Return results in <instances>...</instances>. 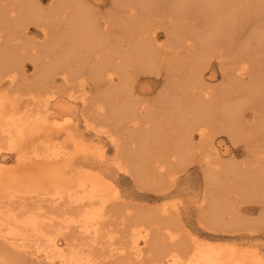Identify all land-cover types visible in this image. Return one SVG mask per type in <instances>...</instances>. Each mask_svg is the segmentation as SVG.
<instances>
[{"label":"bare ground","instance_id":"obj_1","mask_svg":"<svg viewBox=\"0 0 264 264\" xmlns=\"http://www.w3.org/2000/svg\"><path fill=\"white\" fill-rule=\"evenodd\" d=\"M108 1L0 0V146L21 164L27 138L40 140L34 175L0 161V264H264L246 247L183 239L178 212L120 208L111 181L52 146L106 142L102 161L154 190L201 154L202 221L252 232L235 204L252 198L264 227V0ZM219 146L247 162L235 168Z\"/></svg>","mask_w":264,"mask_h":264},{"label":"rangeland","instance_id":"obj_2","mask_svg":"<svg viewBox=\"0 0 264 264\" xmlns=\"http://www.w3.org/2000/svg\"><path fill=\"white\" fill-rule=\"evenodd\" d=\"M98 1L95 0L94 4L100 7V11H104L105 8L109 5L108 0ZM44 3L47 2L45 1ZM33 34L35 41H37V39L40 40V35L35 32V28L34 33L32 32L31 35L33 36ZM24 69L26 71V75H29L32 72V67L30 63L26 64V67ZM208 81L211 85H218L220 83V78L216 76L211 79H208ZM147 82V84L153 85L152 79ZM154 94L155 93L153 92L152 94L146 97L151 98L154 96ZM30 97V94H26V96L23 98L28 99ZM75 117V115L69 117L68 119H66V122H64V120L59 119L60 121L57 123L58 126L53 125V128L58 130H60V128L63 129V127L72 124L76 120ZM79 124L80 127H82V124ZM34 135L29 136L27 138L23 147L25 149L26 154L28 155H26L28 159L29 155L31 156V150L32 148H34V143L40 141L37 140L34 142ZM215 139V143L217 145V141H222L223 137L217 135ZM52 143L54 144L52 146L55 149H62L66 151L67 154H69V160L71 159L72 161L73 170H78L79 166L81 165L80 167L82 169L103 176L106 182L111 181L110 183L112 186L109 182L108 183L110 185L111 191L115 194L114 196H119L120 198L119 200L122 203V206H119L120 208L124 210L128 208L129 211L152 212L155 214H159L161 212L160 210L164 207L167 212H178V222L179 226L181 227V229H179L178 234L180 235V237H183V239L192 237L193 239H196L200 242H207L212 245L220 244L222 248H228L231 245H235L238 248L246 247V249L253 252L256 257H261L264 260V227L263 225L258 223L259 217H261L260 212L262 210V205L256 201H253L254 199L251 200L252 198H248L249 201H245L243 198H238L239 202H235V204L237 205L236 208L239 211L237 215L240 216L238 220H246L250 222V224L252 223V232H249V229L247 230L243 228V226L240 230V223H237L236 226H238V228H235V226L233 230L230 227L228 228L225 226L224 227L227 228L226 230L225 228H223V230H218V228L216 229L215 225L207 223L205 224V222L202 221L199 211L197 209V205L200 203V200L203 196L202 193L204 194L206 188L205 181H203L202 178V174L204 175V173H201V171L204 172L207 170H205L206 168H204V165L202 164L205 163V158H203L201 154H198L197 156L193 155L194 158L192 163H189L183 168H167V173L164 177L165 179L162 182H165L164 186H160L161 188L158 186L159 188H156L157 190H154V188L151 189V187L149 186H140L141 184L138 180L132 179V177L130 178L126 174H116L113 168L108 165L109 161L108 163L107 161H102V155H104V158L106 160L110 159V157L113 156L111 146L106 142H103L104 144L98 143L95 140H92L91 137L87 136H84L80 139V137L77 136L75 138H64L63 135H59L56 139L52 141ZM222 143L223 141L221 142V144ZM219 148L221 150V160H231L230 162H232L233 164L236 163L238 165V169L239 164H241V162L244 163V161H246V154H244L242 150H235L231 153H228L222 152V147L219 146ZM5 151L8 153H6ZM100 152H102L103 154L101 153L100 155ZM262 154L263 153L260 152L258 153V156L262 158ZM15 155V153L4 150V148L0 146V161L2 162V166H4L7 171L12 172L18 170L21 174H23V176L34 175L36 173L38 167L34 164V162H32L31 159L28 161V159L25 158V160L27 161L23 160L24 162L20 164L17 162ZM236 164H234L235 168L237 166ZM242 165L243 164L240 165V169ZM202 166L203 170L201 169ZM174 169L176 171H174ZM173 171L174 173H172ZM229 183L230 185H232L233 188L236 187V182H233V184H231V181H229ZM165 185H167L168 187H166ZM164 188L166 190H164ZM202 189L204 192L202 191ZM164 191H169V194L165 192L166 195H163L162 192ZM233 195L234 193H231L230 197L232 198L230 199L232 200L234 198ZM235 200L237 199H234L233 201ZM229 229H231V233ZM235 229H238L239 232ZM140 233L138 230V235H142L143 230H141Z\"/></svg>","mask_w":264,"mask_h":264}]
</instances>
